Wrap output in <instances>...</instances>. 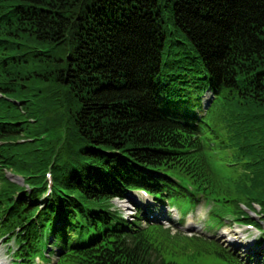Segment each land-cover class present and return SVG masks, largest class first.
<instances>
[{"label": "trees", "instance_id": "1", "mask_svg": "<svg viewBox=\"0 0 264 264\" xmlns=\"http://www.w3.org/2000/svg\"><path fill=\"white\" fill-rule=\"evenodd\" d=\"M142 189L183 214L203 199L230 211L263 246L264 0H0L14 259L157 264L161 225L113 202Z\"/></svg>", "mask_w": 264, "mask_h": 264}, {"label": "rangeland", "instance_id": "2", "mask_svg": "<svg viewBox=\"0 0 264 264\" xmlns=\"http://www.w3.org/2000/svg\"><path fill=\"white\" fill-rule=\"evenodd\" d=\"M206 99H210V96L205 94L204 100ZM8 176L14 181L23 183L21 177L10 173ZM140 194L135 192L133 196L129 195V198L115 199L113 202L129 220H133L134 215L141 213L144 226L149 222L161 225L159 229L151 231L160 254L157 264H161V258L177 264H237L216 257L214 248L217 244L226 253L237 257L241 264H264V251L258 246V239L263 236L261 237V233L256 228L250 229L246 225L239 224L233 219L230 211L223 214L220 207L215 208L214 204H207L204 199L186 214L153 199H151L153 206L146 208L144 205L149 203L148 197L143 196V198ZM133 200L140 201L144 205L135 204ZM150 210L155 214L153 219L148 217ZM215 211L223 214L224 219L218 221L219 218H215L213 214ZM252 214L255 216L254 213ZM261 224L264 228V222ZM16 247L14 239L0 235V260L6 264H19L14 259ZM251 256L253 260H250ZM56 260L57 256L53 255L50 260L38 259L36 264H54Z\"/></svg>", "mask_w": 264, "mask_h": 264}, {"label": "bare ground", "instance_id": "3", "mask_svg": "<svg viewBox=\"0 0 264 264\" xmlns=\"http://www.w3.org/2000/svg\"><path fill=\"white\" fill-rule=\"evenodd\" d=\"M133 202H134V203H141L140 201H139V202H136V201H134V200H133ZM189 223H192V222L189 221ZM0 264H6V263H5L4 261H1V260H0Z\"/></svg>", "mask_w": 264, "mask_h": 264}]
</instances>
